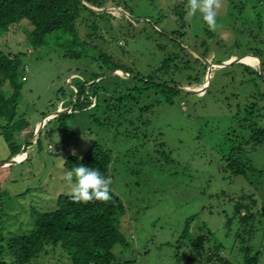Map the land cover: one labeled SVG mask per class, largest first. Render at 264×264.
Masks as SVG:
<instances>
[{"label":"rangeland","instance_id":"374dc122","mask_svg":"<svg viewBox=\"0 0 264 264\" xmlns=\"http://www.w3.org/2000/svg\"><path fill=\"white\" fill-rule=\"evenodd\" d=\"M102 1L101 10L115 19L123 16L141 34L130 37L134 34L131 27L114 31L117 25L112 19L107 23L97 22L96 29L90 31L78 24L79 36L132 72L150 75L170 50L167 38L184 47L190 54L188 57L200 58L206 70L211 67L210 78L220 69L214 65L216 60L221 63L228 55L256 57L259 60L256 67L247 65L253 70H257L259 62L264 63V0H219L216 24L211 29L199 13L188 15L186 0ZM179 14L186 26L180 40L172 33L178 30ZM125 20L116 23L123 24ZM24 29L22 25L11 26L6 35L0 36V50L14 54L27 52L16 113L17 118L28 122V132L33 136L26 142L24 136L14 132L12 144L16 148L10 151L0 135V165L10 162L15 152L18 156L12 159L19 161L0 167V227L9 225L12 234H24L31 227L29 214L34 209L52 210L58 196L70 195L63 162L66 157H80L95 142L110 153L109 188L125 210L120 226L129 247L113 248V264H171L175 251L181 264H191L184 257V244L175 248L185 220L191 217L190 233L207 238L203 251L210 252L208 240H211L221 245L223 257L236 262L241 257L236 223L243 215L250 214L255 217L244 228L253 224L257 229L250 248L251 253L258 252V264H264V178L256 184L229 175L223 162L233 135L240 143L247 136L240 122L243 114L233 117L236 104H243L252 89L240 85V70L232 75L234 83L224 76L217 84L212 79L207 87L206 70L200 84L181 80V88L199 92H182L171 104L154 105L134 127L128 123L121 127L98 125L84 113L75 119L66 118L62 127L57 122L43 127L53 119L54 113L71 111L72 106L64 103L70 95L72 79L87 78L84 71H97L100 64L87 61L89 57L79 61L63 58L52 47L30 54L24 43ZM205 45L209 52L201 58V47ZM225 51H228L226 55ZM191 66L195 65L191 62ZM107 75L114 74L107 72ZM117 76L127 78L125 74ZM259 90L264 92V88ZM145 103H148L146 97L139 105ZM93 105L94 99L90 108ZM136 116L127 122L135 123ZM252 121L264 127V109H255ZM247 151L253 167L264 172V144ZM257 195L260 204L252 206ZM246 205L251 208L249 213L244 209ZM228 219L231 224L226 226ZM43 262L70 264L58 249Z\"/></svg>","mask_w":264,"mask_h":264},{"label":"trees","instance_id":"16d2710c","mask_svg":"<svg viewBox=\"0 0 264 264\" xmlns=\"http://www.w3.org/2000/svg\"><path fill=\"white\" fill-rule=\"evenodd\" d=\"M88 6L101 9L104 7V2L102 0H0V36L6 35L11 26L22 25L25 27V47L30 54L35 55L36 52L52 47L53 50L61 52L63 58L79 61L89 57L87 61L100 64L97 71L92 70L89 73L87 70L84 71L87 78L72 79L70 84L72 89L69 88L70 95L64 103L66 106H72L71 111L59 113L43 127L51 122H57L62 127L66 118L75 119L81 113L93 117L98 125L109 124L121 127L128 123L134 127L140 122L142 116L152 111L154 105L171 104L173 99L182 93L176 89L181 86V80L189 84L201 83L206 65L200 58L188 57L190 54L173 38H167L171 43V45L167 44L170 50L159 60L155 70L147 76L132 72L129 67L118 64L100 50L95 49V46H91L86 39L80 38L78 24L82 23L84 28L90 31L96 29L94 24L97 22L107 23L114 19L117 25L114 31L121 32L124 28L131 27L134 34L130 37H136L141 32L135 31L133 29L135 26L126 21L123 16L121 19L125 22L118 24L116 21L121 19H115L105 11H92ZM184 23L182 15L179 14L176 21L178 30L172 32L178 36V40L184 35L186 27ZM201 49V58H205L209 48L205 45ZM227 52H224L225 55ZM25 55L27 52L14 54L0 50V135L10 151L16 148L12 144L14 132H18L19 134H16L18 136H24L26 142L33 137L32 133L28 132V122L24 118H17L16 113L23 87L21 74L22 68L25 67ZM231 56L228 55L225 61ZM191 62L195 65L194 67L191 66ZM216 62L220 61L216 60ZM262 67L264 73L263 62ZM112 70L127 73L128 77L122 79L117 75L106 76V73ZM236 70H240V85L252 88L247 93L246 101L243 104H236L234 110L236 113L233 115L234 117L240 113L243 114L240 122L244 125L242 129L246 130L247 136L242 137L245 141L240 143V139H235L236 136L233 135L223 162L229 175L240 176L258 184L264 178V172L253 167L247 149L264 144V127L252 121L255 109H264V92L259 90L264 88V80L258 71L243 64H234L217 69L207 87L210 86L212 79L217 84L218 79L224 76L229 79V82L234 83L232 75L236 73ZM108 80H114V82ZM232 95L236 96V94ZM144 97L147 98L148 103L139 105ZM92 99H94V105L90 108ZM230 109L231 106H228V110ZM136 114L138 116L133 119L136 120L135 123L127 122ZM35 142L37 144L38 139ZM17 154L15 152L11 158ZM110 163L109 151L93 142L80 157H66L62 166L67 172L73 166L83 164L96 168L102 175L108 177ZM109 196L110 199L106 201L86 202L74 201L71 195L58 196L54 209L49 211L34 209L36 211L29 214L32 219L31 227L24 234H12L9 225L0 227V264H44V259L52 255L56 249L66 255L70 264H113L115 261L113 248L119 245L125 249L129 247V242L121 232L122 226H120L121 218L125 214L124 207L110 188ZM252 200L255 201L251 203L252 206H255V203L260 204L258 195ZM244 209L249 213L251 208L246 205ZM254 217L251 214L243 215L236 223L235 236L241 243V257L236 262L223 257L221 245L211 240H208L212 247L208 249L210 252L207 254L205 250L203 251L207 238L190 233L193 217L185 220L175 248L184 244L186 248L184 257L191 264H258L256 259L258 252L251 253L250 248V242L257 229L253 224L244 228L247 221H251ZM230 224L231 219H228L225 225ZM241 230L242 233H240ZM176 253L175 251L171 256V264L182 263L179 256L175 255Z\"/></svg>","mask_w":264,"mask_h":264},{"label":"clouds","instance_id":"9594fccd","mask_svg":"<svg viewBox=\"0 0 264 264\" xmlns=\"http://www.w3.org/2000/svg\"><path fill=\"white\" fill-rule=\"evenodd\" d=\"M218 7L219 0H186L188 15L199 13L201 20L209 29L215 27L217 15L216 9ZM21 154H23V152ZM64 180L70 185V195L71 199L74 201H106L110 199V179L102 175L101 172L94 167L77 164L64 174Z\"/></svg>","mask_w":264,"mask_h":264},{"label":"water","instance_id":"95a60500","mask_svg":"<svg viewBox=\"0 0 264 264\" xmlns=\"http://www.w3.org/2000/svg\"><path fill=\"white\" fill-rule=\"evenodd\" d=\"M88 8H89L90 10H92V11H95V12H102V11H104V9L101 10V9H96V8L89 7V6H88ZM248 56H250V57H254V56H251V55H246V56H243V57H240V58H230V59H228V60H226V61H223V62H221V63L214 64V65L218 66V68H226V67H228V66H230V65H234V64H243V63H242V59H244L245 57H248ZM254 58H255L257 61H259L256 57H254ZM209 65H210V64H209ZM211 65H213V64H211ZM257 71H258V74L261 76V78L264 80V73H263V68H262V64H261V62H259V64H258ZM210 72H211V67L207 68V70H206V77H205V79H206L207 85H208V83H209V79H210V77H211ZM118 73H119V74H125V75H127L126 73H123L122 71H117V70H112V71L108 72V74H117V75H118ZM176 89H177L178 91H180V92H183V93H193V94H196V93L199 92L197 89H191V90H189V89H187V88H181V87H178V88H176ZM58 113H59V112L54 113V114H53L54 117H55ZM39 131H40V129L38 128V129H37V133H39ZM16 163H17V162H16L14 159H11L10 162L2 163V164L0 165V167H6V166H9V165H11V164H16Z\"/></svg>","mask_w":264,"mask_h":264},{"label":"bare ground","instance_id":"6f19581e","mask_svg":"<svg viewBox=\"0 0 264 264\" xmlns=\"http://www.w3.org/2000/svg\"><path fill=\"white\" fill-rule=\"evenodd\" d=\"M247 60H250L251 62H247ZM242 63L243 64H245V65H254V67H256V64H257V61L253 58V57H250V56H248V57H245L244 59H242ZM119 74V73H118ZM20 155V154H19ZM18 156V155H17ZM16 156V157H17ZM15 157V158H16ZM21 157H22V155H21ZM21 161V160H20ZM19 162V161H18Z\"/></svg>","mask_w":264,"mask_h":264}]
</instances>
